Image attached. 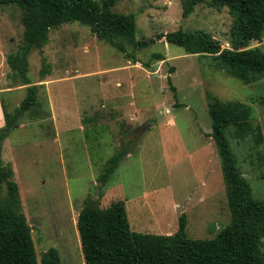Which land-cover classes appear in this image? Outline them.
Listing matches in <instances>:
<instances>
[{
    "label": "rangeland",
    "instance_id": "obj_1",
    "mask_svg": "<svg viewBox=\"0 0 264 264\" xmlns=\"http://www.w3.org/2000/svg\"><path fill=\"white\" fill-rule=\"evenodd\" d=\"M113 9L135 13L136 39L152 42L128 45L124 53L71 21L53 28L48 43L29 55L39 105L2 150L31 226L24 238L30 255L18 254L16 264H42L50 248L58 249L61 264H85L77 219L88 197L101 207L123 200L138 232L173 234L185 217L187 237L216 236L231 212L209 95L251 106L262 141L249 136L232 143L253 195L264 199V76L247 84L213 56L187 53L159 37L202 30L233 48L229 8L207 0L184 16L182 0H119ZM22 14L16 5L0 6V128L4 105L13 111L27 94L26 85L11 81L7 62L23 39ZM247 48L264 52V35ZM123 148L131 152L103 184L108 159ZM3 191L6 196V185Z\"/></svg>",
    "mask_w": 264,
    "mask_h": 264
},
{
    "label": "trees",
    "instance_id": "obj_2",
    "mask_svg": "<svg viewBox=\"0 0 264 264\" xmlns=\"http://www.w3.org/2000/svg\"><path fill=\"white\" fill-rule=\"evenodd\" d=\"M118 1L0 0V6L16 5L23 11V39L19 47L8 54L7 62L11 81L27 86L25 98L13 111L4 105L6 125L0 128V264H16L18 256L30 255L31 249L24 242L31 233V226L23 211L15 172L2 157L6 137L39 105V85L32 84L29 76V55L48 43L53 28L71 21L90 27L99 38L124 53H127L128 45L144 47L152 42L136 39V14L115 11L113 6ZM182 1L183 14L188 16L197 4L207 0ZM209 2L214 7L229 8L233 18V48L222 47L217 38L202 30L187 32L179 29L159 37L184 47L187 53L213 56L228 74L247 84L257 81L264 76V52L247 46L252 40L263 38L264 0ZM156 57L165 59L162 54ZM208 110L212 136L222 160L231 222L213 238L187 237L185 217L173 234L143 233L132 229L123 200L101 207L88 197L77 219L85 264H264V199L253 195L232 143L233 140L245 141L249 136L260 143L261 128L252 123V108L244 102L224 101L209 95ZM130 152L129 148H123L113 154L99 181L106 184ZM4 185L7 186L6 196ZM42 264H61L58 249L50 248L44 252Z\"/></svg>",
    "mask_w": 264,
    "mask_h": 264
},
{
    "label": "crops",
    "instance_id": "obj_3",
    "mask_svg": "<svg viewBox=\"0 0 264 264\" xmlns=\"http://www.w3.org/2000/svg\"><path fill=\"white\" fill-rule=\"evenodd\" d=\"M170 234V233H169Z\"/></svg>",
    "mask_w": 264,
    "mask_h": 264
}]
</instances>
